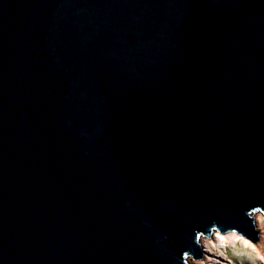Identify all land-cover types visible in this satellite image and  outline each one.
<instances>
[{
    "label": "water",
    "instance_id": "1",
    "mask_svg": "<svg viewBox=\"0 0 264 264\" xmlns=\"http://www.w3.org/2000/svg\"><path fill=\"white\" fill-rule=\"evenodd\" d=\"M264 214V0H0V264H189Z\"/></svg>",
    "mask_w": 264,
    "mask_h": 264
},
{
    "label": "bare ground",
    "instance_id": "2",
    "mask_svg": "<svg viewBox=\"0 0 264 264\" xmlns=\"http://www.w3.org/2000/svg\"><path fill=\"white\" fill-rule=\"evenodd\" d=\"M254 225L257 228L256 230L260 232V243L258 245L234 232H226L224 234L215 232L210 239L204 237L201 239L200 244L204 252L203 259L196 264H218L216 253L219 245H223L225 250L226 245H228L229 249L233 253L241 255V258L242 255H246L248 264H264V216L257 214L254 218ZM222 257L224 258L225 254L222 253Z\"/></svg>",
    "mask_w": 264,
    "mask_h": 264
},
{
    "label": "rangeland",
    "instance_id": "3",
    "mask_svg": "<svg viewBox=\"0 0 264 264\" xmlns=\"http://www.w3.org/2000/svg\"><path fill=\"white\" fill-rule=\"evenodd\" d=\"M257 214H261L264 216V214H262L261 212H254V213H251V216L253 217V219L255 218V216ZM257 229V228H256ZM215 233V232H214ZM214 233H212V235L210 237H205V236H199L198 238V243L199 245L201 246L200 244V241L201 239L204 237V238H208L210 239ZM218 233V232H216ZM220 234V233H218ZM259 235H260V232H259ZM247 239V238H246ZM249 240V239H248ZM259 240H260V236H259ZM257 241L255 242L257 245L258 243H260V241ZM202 247V246H201ZM227 252V253H226ZM232 251L229 249L228 245H226V250L224 249V246L222 245H219V248H218V251L216 253L218 259H217V263L218 264H248V258L246 255H242V258H241V255L239 256L238 254L236 253H231ZM222 253L225 254V257L223 258L222 257ZM221 254V255H220ZM237 255V256H236ZM221 257V258H220ZM223 258V260H222ZM203 259V257L199 260H196L194 258H192L191 256H187L186 257V261L189 263V264H196L197 262L201 261ZM227 260V261H226ZM228 262V263H227ZM231 262V263H230Z\"/></svg>",
    "mask_w": 264,
    "mask_h": 264
}]
</instances>
